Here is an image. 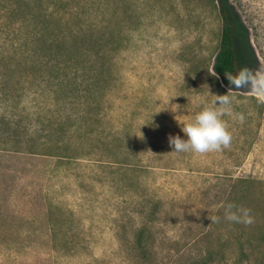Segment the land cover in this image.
Instances as JSON below:
<instances>
[{"label":"rangeland","instance_id":"obj_1","mask_svg":"<svg viewBox=\"0 0 264 264\" xmlns=\"http://www.w3.org/2000/svg\"><path fill=\"white\" fill-rule=\"evenodd\" d=\"M224 7L237 27L241 63L264 70V0H225ZM135 14L105 109L104 125L119 140L104 156L67 162L0 153V264H189L196 257L201 264H264V200H254L264 196V103L247 89H230L213 70L218 9L205 0H161ZM224 94L233 98L223 118L230 146L173 152L169 137L186 138L181 126ZM24 106H31L26 99ZM229 203L250 209L254 222L226 220ZM143 225L153 243L146 259L133 248ZM251 244L258 245L253 253Z\"/></svg>","mask_w":264,"mask_h":264},{"label":"trees","instance_id":"obj_2","mask_svg":"<svg viewBox=\"0 0 264 264\" xmlns=\"http://www.w3.org/2000/svg\"><path fill=\"white\" fill-rule=\"evenodd\" d=\"M156 1L161 0H0V153L67 162L104 156L101 150L119 140L104 125L115 61L137 23L136 8ZM205 1L222 20L213 70L234 89L227 76L244 68L235 48L237 27L225 0ZM24 99L31 106L23 107ZM158 209L155 203L151 213ZM57 233L51 227L53 247ZM151 234L147 225L135 229L133 248L142 259L151 255ZM248 248L253 253L258 245ZM201 261L196 257L189 264Z\"/></svg>","mask_w":264,"mask_h":264},{"label":"clouds","instance_id":"obj_3","mask_svg":"<svg viewBox=\"0 0 264 264\" xmlns=\"http://www.w3.org/2000/svg\"><path fill=\"white\" fill-rule=\"evenodd\" d=\"M227 79L231 88L247 89L254 94L259 102L264 103V70L254 71L244 67L235 75L229 74ZM208 92L210 95H214L210 93L209 89ZM215 97L197 112L186 125L181 126V131L186 138L169 137V144L172 146L173 152L177 154H207L222 151L230 146L232 135L223 118L232 114L233 98L226 94L215 95ZM237 118L241 123L245 119L243 114H237ZM224 217L229 222L237 224L251 225L254 222L250 209L231 203L226 205ZM219 219L216 217L212 222H219Z\"/></svg>","mask_w":264,"mask_h":264}]
</instances>
